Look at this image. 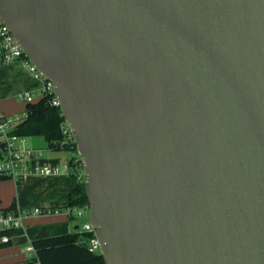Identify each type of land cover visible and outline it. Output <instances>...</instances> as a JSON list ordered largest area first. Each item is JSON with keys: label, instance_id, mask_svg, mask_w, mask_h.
Returning a JSON list of instances; mask_svg holds the SVG:
<instances>
[{"label": "water", "instance_id": "water-1", "mask_svg": "<svg viewBox=\"0 0 264 264\" xmlns=\"http://www.w3.org/2000/svg\"><path fill=\"white\" fill-rule=\"evenodd\" d=\"M0 17L61 103L105 264H264V0H0Z\"/></svg>", "mask_w": 264, "mask_h": 264}, {"label": "built area", "instance_id": "built-area-1", "mask_svg": "<svg viewBox=\"0 0 264 264\" xmlns=\"http://www.w3.org/2000/svg\"><path fill=\"white\" fill-rule=\"evenodd\" d=\"M21 62L34 75L35 78L42 81L41 93L39 97L31 91H24L16 95L17 100L23 104L35 103L42 97H51L52 105L59 108L63 122L61 123V132L63 139L58 143L61 151L68 152L70 157L53 161L49 160L44 151L29 143L28 137L12 135L10 132L14 127L15 120L11 116H6L0 112V141L3 148L0 153V179L11 178L16 180L24 179L29 175L51 176V175H71L79 181L85 179L83 171L84 164L78 151L76 140L73 136L70 125L65 120L61 103L55 95L52 82L44 77L38 68L31 62L29 56L11 32L10 28L2 21L0 17V65ZM57 144V143H56ZM77 211V212H76ZM59 209L51 208H33L20 209L17 212L0 211V231L12 230L23 224L24 218L27 216L53 215L60 214ZM76 213L78 217L85 218L90 213V206L83 208L66 207L65 214L68 217ZM80 228V227H79ZM81 232L93 233L94 236L89 241V250L94 253L101 252V245L97 239L93 227L87 221L81 228ZM1 242H10V237L5 235L1 238ZM29 251L35 252L33 246L28 247ZM15 264H41L37 255L23 262Z\"/></svg>", "mask_w": 264, "mask_h": 264}, {"label": "crops", "instance_id": "crops-1", "mask_svg": "<svg viewBox=\"0 0 264 264\" xmlns=\"http://www.w3.org/2000/svg\"><path fill=\"white\" fill-rule=\"evenodd\" d=\"M5 65H7L8 69H12L7 71L5 75L3 73L0 76V112L4 115L6 114L2 110V106H6L7 101L11 98L8 93L14 85H19L22 92L31 91L34 94L36 91L41 93L42 87V81L35 78L23 63L15 62ZM25 106L18 123L25 117ZM38 138L43 137H30L28 140L33 146L42 149L43 147L39 142L33 141ZM46 157L53 161L66 158L64 153L59 151H53ZM78 181L76 177L71 175H29L21 180L8 178L0 181V209H6L14 202L20 209L51 208L60 210V208H66L70 193L76 188ZM21 185H26L22 191L20 190ZM54 217H62L63 220H68V216L65 213L25 217L21 226L10 231L8 235L10 237V245L0 249V264H15L35 257L36 253L28 250V247L32 246V242L35 239L64 235V232L54 231L53 227L48 225V219ZM77 226H75V229H79Z\"/></svg>", "mask_w": 264, "mask_h": 264}, {"label": "trees", "instance_id": "trees-1", "mask_svg": "<svg viewBox=\"0 0 264 264\" xmlns=\"http://www.w3.org/2000/svg\"><path fill=\"white\" fill-rule=\"evenodd\" d=\"M62 122L61 111L52 105L51 97H42L35 103L26 104L25 117L13 127L10 133L28 138L43 137L48 148L58 152L61 151L58 143L63 139ZM2 148L3 143L0 141V153ZM6 179H0V181ZM87 205L89 204L85 191V179H83L78 181L76 188L70 193L67 207L83 208ZM0 211L17 212L18 206L14 202L10 207ZM10 231H0V249L10 245V242H1V238L9 235ZM93 236V233L79 232L45 237L33 240L32 246L41 264H105L102 254L89 250V241Z\"/></svg>", "mask_w": 264, "mask_h": 264}, {"label": "rangeland", "instance_id": "rangeland-1", "mask_svg": "<svg viewBox=\"0 0 264 264\" xmlns=\"http://www.w3.org/2000/svg\"><path fill=\"white\" fill-rule=\"evenodd\" d=\"M10 69H12V68H10ZM10 69H8L7 65L0 66V76H2L3 73L5 75V73L7 71H9ZM20 91H21L20 86L19 85H14L12 87V89L9 90V93H8V95H10L11 98L7 101L6 106H2V110L5 111L4 113L6 115H11L12 114L11 115L12 118H14V119L17 118L18 119V120H15L16 123H18V121L21 119L23 108L26 105V104L20 103L17 100V98H16V95L18 93H20ZM35 96L36 97L40 96L39 91L35 92ZM16 123H14V124H16ZM33 141L34 142H39L41 144V146L43 147L42 149H43V151H44L46 156H49L53 152L52 150H50L48 148V145L44 141L43 138H38V139H35ZM63 153L66 156V158L70 157V153H68V152H63ZM66 158H63L60 161L63 162L64 159H66ZM83 171H84V169H83ZM85 180H86V178H85ZM25 186L26 185H23V186L21 185L20 186V190L22 191ZM21 191H20V193H21ZM60 211H61L62 214H64L66 212V208H60ZM61 218L62 217H59V218H57V217L55 218L54 217V218L48 219V225L52 226L54 231L56 230V231H59V232H64L65 234H67V233H79V232H81V228L83 227V225L87 221H89L90 213L87 214V216L85 218L78 217L76 215V213L73 216L68 217L67 221L63 220V218L62 219ZM76 225H78L80 228L79 229H75Z\"/></svg>", "mask_w": 264, "mask_h": 264}]
</instances>
